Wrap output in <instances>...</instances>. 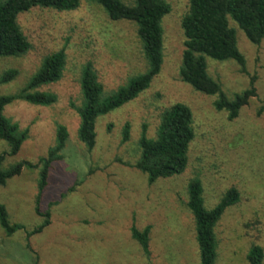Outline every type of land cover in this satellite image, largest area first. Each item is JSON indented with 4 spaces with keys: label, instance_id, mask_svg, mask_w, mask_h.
<instances>
[{
    "label": "rangeland",
    "instance_id": "374dc122",
    "mask_svg": "<svg viewBox=\"0 0 264 264\" xmlns=\"http://www.w3.org/2000/svg\"><path fill=\"white\" fill-rule=\"evenodd\" d=\"M165 2L170 12L162 20L160 72L136 99L97 119L96 143L90 152L77 138L79 117L72 108L81 103L82 67L91 62L106 93L143 73L146 63L135 26L111 21L90 0H80L74 11L35 7L18 16L31 48L17 58H0V78L8 70L18 72L12 81L0 83V96L23 88L43 57L53 52L64 49L66 64L58 82L37 89L55 94V104L18 100L4 109V116L20 129L28 128L29 134L15 156L5 155L3 165L37 164L54 145L59 125L66 127L68 137L62 159L49 170L39 203L37 168H24L0 186V204L12 223L24 227L12 236L0 228V264H199L194 222L186 207V186L193 178L201 181L207 209L229 188L239 192V201L216 225L215 264H248L252 244L264 251V39L259 46L251 44L231 21L245 72L233 61L207 59L208 74L229 98L246 90L255 78L256 96L229 120L226 112L215 109L212 97L180 81L181 19L189 0ZM174 103L185 104L193 114L195 138L188 167L179 176L149 185L133 167L139 155L137 142L143 126L149 138L155 136L160 113ZM125 124L130 133L123 142ZM7 149L0 140V154ZM47 212L49 225L27 237L43 220L39 214ZM132 226L140 230L150 226L148 257L131 238Z\"/></svg>",
    "mask_w": 264,
    "mask_h": 264
},
{
    "label": "trees",
    "instance_id": "16d2710c",
    "mask_svg": "<svg viewBox=\"0 0 264 264\" xmlns=\"http://www.w3.org/2000/svg\"><path fill=\"white\" fill-rule=\"evenodd\" d=\"M90 1L100 6L111 21H127L135 26L146 69L129 78L125 85L106 93L91 62L82 67L79 81L81 103L79 106L72 105V108L79 117L77 138L88 152L96 143L97 119L136 99L159 74L163 61L162 20L170 12V6L165 0ZM79 4L80 0H4L0 3V58H17L31 48L17 21L20 14L35 7L69 12L76 10ZM231 21L251 44L259 46L264 39V0H189L187 11L181 19L184 42L178 70L181 82L195 92L212 97L215 109L226 112L229 120L236 118L240 110L256 96L253 83L255 78L251 79L246 90L229 98L221 90L220 84L208 74L207 59L216 62L233 61L245 72V59L237 47L236 31L230 26ZM65 64L64 49L53 52L43 57L39 69L23 88L14 94L0 96V140L8 147L5 153L0 154V186L19 176L24 168H37L36 204L47 185L52 164L62 159L61 153L68 137L67 129L62 125L57 126L54 145L37 164L18 161L4 167L5 155L12 157L19 152L28 137L29 129H20L17 123L4 116L3 111L18 100L37 106L55 104V94L37 89L58 82ZM17 75L16 70H8L1 76L0 83H8ZM129 128V124H125L122 129L123 142L129 140ZM194 138L190 108L182 103H174L160 113L153 138L147 136L143 126L137 142L139 155L133 167L146 176L149 185L160 179L179 176L188 167L189 148ZM186 190V207L194 222L199 264H215L218 246L215 228L225 210L239 201V192L235 187L229 188L214 207L207 209L199 178L190 179ZM39 215L43 220L27 237L41 233L49 225L50 213ZM0 228L6 236L24 230L22 225L10 221L3 204H0ZM150 231V226L141 230L135 226L130 228L131 238L147 257L150 253ZM263 259V249L252 244L246 254L247 263L263 264Z\"/></svg>",
    "mask_w": 264,
    "mask_h": 264
}]
</instances>
